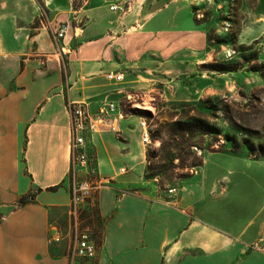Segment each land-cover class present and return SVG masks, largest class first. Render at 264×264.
I'll use <instances>...</instances> for the list:
<instances>
[{
	"label": "rangeland",
	"instance_id": "374dc122",
	"mask_svg": "<svg viewBox=\"0 0 264 264\" xmlns=\"http://www.w3.org/2000/svg\"><path fill=\"white\" fill-rule=\"evenodd\" d=\"M32 2L38 8L32 26L48 27L54 44L52 55L33 64L48 71L61 67L64 91L67 65L77 64L75 53L88 32L107 40L91 46L99 52L96 61L108 66L97 80L111 96L93 101L113 102L121 118L111 119V127L102 125L87 146L88 179L118 189L117 196L154 194L161 202H191L211 227L246 234L249 254L263 260L264 40L255 39L263 0H47V7ZM115 4L124 12H111ZM49 6L57 7L56 14ZM62 28L65 41L57 38ZM38 58L16 57V75ZM5 66L2 59L1 77ZM108 73L123 80L109 81ZM96 107L91 104L93 112ZM137 117L149 126L148 147L141 145ZM123 167L127 174L119 175ZM2 208L7 216L23 207L17 201ZM49 218L70 260L96 264L95 257L77 259L71 251L77 233L88 234L97 249L101 244L105 222L93 198L82 207L53 208Z\"/></svg>",
	"mask_w": 264,
	"mask_h": 264
},
{
	"label": "crops",
	"instance_id": "0c3cea01",
	"mask_svg": "<svg viewBox=\"0 0 264 264\" xmlns=\"http://www.w3.org/2000/svg\"><path fill=\"white\" fill-rule=\"evenodd\" d=\"M41 2L47 7V0ZM56 8L48 7L54 14ZM37 11L32 0H0V62H6V72L3 77L0 74V215L6 217L0 220V264H78L61 250L62 244L49 245L50 237L59 230L49 215L53 208L71 205L68 105L85 103L95 116L103 104L113 103L93 101L111 96L110 89L97 80L104 77L108 66L96 61L99 52L91 46L104 45L107 40L88 32L92 36L87 34L75 51L78 66L73 67V61L67 65L64 91L61 67L48 71L33 64L52 55L54 46L48 27L31 24ZM261 37L264 40V10L255 39ZM27 53L39 58L16 75L13 61ZM91 104L97 106L94 112ZM116 116L95 124V131L87 135V152L102 125L111 127L110 121L120 119ZM121 169L119 175H126L127 168ZM117 190L98 186L94 192L99 217L105 222L96 264H264L263 256H259L263 260H253L256 255L249 254L246 234L235 228L211 227L203 219V211H195L191 202H161L154 194L117 196ZM31 194L36 195L33 203L6 216L2 207Z\"/></svg>",
	"mask_w": 264,
	"mask_h": 264
},
{
	"label": "built area",
	"instance_id": "2783aa9c",
	"mask_svg": "<svg viewBox=\"0 0 264 264\" xmlns=\"http://www.w3.org/2000/svg\"><path fill=\"white\" fill-rule=\"evenodd\" d=\"M110 11L114 13L124 12V8L120 5L110 6ZM67 28H62L57 32V38L64 41L66 39ZM106 79L113 82H121L123 75L110 73L106 75ZM117 106L114 103H105L98 110L97 115L90 114L88 105L85 103H70L68 105L69 112V134L71 147V204L73 207H82L93 198L94 192L98 189V185H94L89 177L90 159L86 149L87 135L95 131V124H103L110 116H114L117 112ZM119 117L121 115L119 113ZM138 126L141 131V144L143 147L151 145V134L146 120L137 117ZM121 173H125L126 169H121ZM171 193L173 191H170ZM64 238L60 230H55L53 236L50 237L49 245H60ZM72 254L76 258L90 260L96 256V244L88 234L82 232L76 234L74 246L71 248Z\"/></svg>",
	"mask_w": 264,
	"mask_h": 264
},
{
	"label": "trees",
	"instance_id": "16d2710c",
	"mask_svg": "<svg viewBox=\"0 0 264 264\" xmlns=\"http://www.w3.org/2000/svg\"><path fill=\"white\" fill-rule=\"evenodd\" d=\"M180 145H181L180 142H178V143L176 144V146H180ZM177 149H178V148H177ZM35 196H36L35 194H31V195H27V196H25V197H22V198L19 200V205L22 206V207H24V206H27V205L33 203V201H34V199H35Z\"/></svg>",
	"mask_w": 264,
	"mask_h": 264
},
{
	"label": "bare ground",
	"instance_id": "6f19581e",
	"mask_svg": "<svg viewBox=\"0 0 264 264\" xmlns=\"http://www.w3.org/2000/svg\"><path fill=\"white\" fill-rule=\"evenodd\" d=\"M114 129V128H113ZM114 131H115V129H114Z\"/></svg>",
	"mask_w": 264,
	"mask_h": 264
}]
</instances>
